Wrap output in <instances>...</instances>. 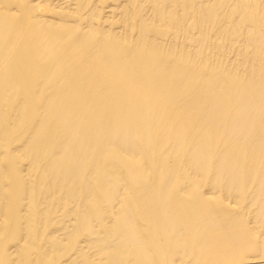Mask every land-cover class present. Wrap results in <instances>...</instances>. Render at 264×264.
Listing matches in <instances>:
<instances>
[{
    "label": "bare ground",
    "instance_id": "6f19581e",
    "mask_svg": "<svg viewBox=\"0 0 264 264\" xmlns=\"http://www.w3.org/2000/svg\"><path fill=\"white\" fill-rule=\"evenodd\" d=\"M0 264H264V0H0Z\"/></svg>",
    "mask_w": 264,
    "mask_h": 264
},
{
    "label": "rangeland",
    "instance_id": "374dc122",
    "mask_svg": "<svg viewBox=\"0 0 264 264\" xmlns=\"http://www.w3.org/2000/svg\"><path fill=\"white\" fill-rule=\"evenodd\" d=\"M185 8V7H184ZM186 9V8H185ZM237 16H235L234 18H236ZM205 39H206V37H203V41L205 42ZM232 39H229V38H227V37H225V36H223V37H221L220 38V42L221 43H225V44H228L230 41H231ZM185 41V40H184ZM186 42V41H185Z\"/></svg>",
    "mask_w": 264,
    "mask_h": 264
}]
</instances>
